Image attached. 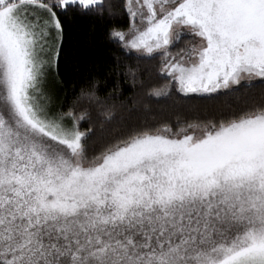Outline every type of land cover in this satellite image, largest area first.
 <instances>
[{
    "label": "snow or ice",
    "instance_id": "snow-or-ice-1",
    "mask_svg": "<svg viewBox=\"0 0 264 264\" xmlns=\"http://www.w3.org/2000/svg\"><path fill=\"white\" fill-rule=\"evenodd\" d=\"M118 16L106 38L155 60L164 81L147 95L240 93L244 106L116 137L81 130L90 113L53 109L45 85L80 63L65 43L73 17ZM120 70L117 56L109 73ZM88 73L77 99L110 123L119 85L100 96L99 69ZM257 81L264 0H0V264H264ZM98 134L104 146L90 152Z\"/></svg>",
    "mask_w": 264,
    "mask_h": 264
},
{
    "label": "trees",
    "instance_id": "trees-1",
    "mask_svg": "<svg viewBox=\"0 0 264 264\" xmlns=\"http://www.w3.org/2000/svg\"><path fill=\"white\" fill-rule=\"evenodd\" d=\"M118 2V0H117ZM126 18L118 16L114 21L98 20L86 17H73L69 21L66 46L70 47L80 59V63L74 64L62 77L63 83L53 81L52 89L48 90L54 101V109L67 110L75 105L76 111L89 112L91 119L80 122L81 130L94 125L97 129L101 125L109 128L108 135L116 137L122 135L131 126L152 125L162 122L174 123L180 120L208 119L213 115H219L221 107H243L244 98L240 93L230 96L217 97L215 101L206 100L193 94L191 98H185L182 94L173 91L170 96H149L146 94L149 87H160L164 81L156 75L157 62L155 60H140L134 54H126L119 45L108 40L105 35L106 27L111 23L123 25ZM121 59V70L118 74L109 73V68L115 57ZM64 68V64H61ZM99 69L100 84L98 95L104 96L112 90L113 84L119 85V90L107 100V104L114 106L115 119L110 123L99 114L97 106L88 100H78L80 89L85 86L88 77V69ZM129 69H134L136 79L133 81ZM143 80L144 87H140ZM136 85L135 87L133 85ZM247 91V90H246ZM255 102L264 99V85L257 81L251 90ZM251 102V101H249ZM89 150L99 151L104 146V141L99 134L88 140Z\"/></svg>",
    "mask_w": 264,
    "mask_h": 264
},
{
    "label": "rangeland",
    "instance_id": "rangeland-1",
    "mask_svg": "<svg viewBox=\"0 0 264 264\" xmlns=\"http://www.w3.org/2000/svg\"><path fill=\"white\" fill-rule=\"evenodd\" d=\"M185 39H187V37H186ZM50 78H51V76H49V78H48V80H47V82H46V85H45V88H46L47 92H48V90H49L50 88L52 89V86L54 85L53 81L51 82V84H49V83H50V82H49ZM53 102H54V101L51 99L52 107H53V104H54ZM53 109H54V107H53Z\"/></svg>",
    "mask_w": 264,
    "mask_h": 264
}]
</instances>
